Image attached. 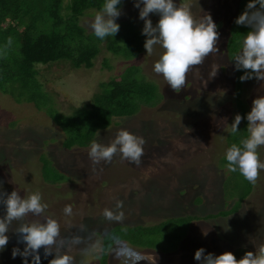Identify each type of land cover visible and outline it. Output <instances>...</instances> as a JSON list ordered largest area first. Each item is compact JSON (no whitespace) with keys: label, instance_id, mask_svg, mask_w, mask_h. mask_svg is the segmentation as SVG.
<instances>
[{"label":"rangeland","instance_id":"rangeland-1","mask_svg":"<svg viewBox=\"0 0 264 264\" xmlns=\"http://www.w3.org/2000/svg\"><path fill=\"white\" fill-rule=\"evenodd\" d=\"M174 2L189 5L197 20L210 14L220 33V52L188 74L187 87L180 93L153 71L163 52L159 46L152 55H147L143 47L129 61L102 48L90 69H72L68 63L41 67L40 82L49 93V102L41 108L20 98L18 92L0 91L3 190L9 194L17 190L21 196L41 192L49 205L46 215L60 221L62 237L83 238L79 245L65 242V249L75 256L77 264H104L100 254L102 237L113 226L121 225L147 228L142 234L121 233V238H127L125 242L141 253L136 264H200L194 259L200 248L205 249V255L232 252L239 260L244 254L239 255L236 249L244 246L255 253L264 244V172L252 186L238 172H229L225 160L226 150L248 135L243 128L231 132L230 125L238 113L234 98L240 97L250 112L253 99L264 95V81L255 79L243 82L240 94H234L237 83L234 65L228 59L232 49L229 54L227 39L230 27L242 13L237 12L240 0ZM120 9L122 15L116 23L125 24L127 29L131 25L142 33L144 22L133 0L125 1ZM94 16L81 20L88 32ZM150 18L155 26L159 17ZM132 65L141 69L147 82L158 86L161 101L154 107L142 106L133 116L115 119L108 129L97 132L93 141L109 145L119 130H127L146 141L142 162L137 167L117 155L111 164L93 165L88 156L90 146L68 150L65 142L70 134L61 130L51 115L57 112L58 118L65 121L74 108L89 105L99 92V84L121 77ZM214 71L216 75L212 76ZM259 153L264 160V147ZM54 167L69 180L56 184L43 181L45 170L46 179L55 175ZM117 200L124 202L122 224L109 223L102 216L105 208L115 210ZM66 204L73 207L71 217L63 214ZM235 209L233 214L211 218L215 213ZM3 215L4 206L0 204ZM33 219L37 218L29 216L25 221L12 222L10 242L0 253V264H23L20 257L12 258L11 250L23 249L17 244L16 229ZM107 253L106 264H122L114 259L112 251L108 249ZM41 257V264L53 258L44 259L43 250Z\"/></svg>","mask_w":264,"mask_h":264},{"label":"clouds","instance_id":"clouds-1","mask_svg":"<svg viewBox=\"0 0 264 264\" xmlns=\"http://www.w3.org/2000/svg\"><path fill=\"white\" fill-rule=\"evenodd\" d=\"M133 2L134 7L139 9V19L144 22L141 34L146 37L144 49L147 55H152L157 46L163 49L154 63V73L162 76L173 91L180 93L187 87L188 74L194 68L202 66L210 55L220 52L217 46L220 41L218 25L210 14L200 20L195 19L189 5L178 6L174 0ZM121 4L122 0H104L101 10L95 14L89 27L98 40L106 41L118 34L120 24L116 20L122 15L119 7ZM151 15L159 17L155 26ZM234 23L248 29L240 50L233 57L236 70H244V74L239 77L240 82L253 79L257 82L264 81V0H248ZM215 75L216 71L212 73V76ZM243 119L245 117L239 113L234 116L230 125L233 134L239 132ZM246 120L248 135L239 144L233 143L226 150V168L229 172H238L250 185L255 186L260 173L264 172V160H261L259 153V149L264 147V95L253 99ZM145 143L142 137L121 129L109 145L93 141L88 156L93 165H100L101 162L111 164L114 157L119 155L121 160L139 167ZM3 189V181H0V204L4 206V215L0 216V253L7 250L12 222L25 221L26 217L32 216L37 219L21 223L16 229L17 244L23 245V249L13 247L12 258L20 257L23 264H29V260L31 264H41L43 250L44 259L53 257L48 264H77L75 256L69 254V249H65V242L79 245L83 238L78 235L62 237L60 221L46 215L49 205L44 201L42 193L35 191L21 196L17 190L9 194ZM123 208L124 202L117 200L115 210L105 208L102 216L109 223L122 224L125 221ZM63 214L66 217L74 215L71 204L64 206ZM124 244L127 243L120 236L110 235L109 250L113 252L114 259L120 260L122 264H136L142 258L141 253L128 244L123 246ZM82 253H86V250H82ZM194 259L200 264H264V244L255 253L245 252L239 260L232 252H224L218 256L212 253L205 255L204 248L196 250Z\"/></svg>","mask_w":264,"mask_h":264},{"label":"trees","instance_id":"trees-1","mask_svg":"<svg viewBox=\"0 0 264 264\" xmlns=\"http://www.w3.org/2000/svg\"><path fill=\"white\" fill-rule=\"evenodd\" d=\"M125 1L122 0V4ZM103 3L104 0H0V91L5 94L18 92L20 98L41 108L44 102H49V93L40 82L41 67L68 63L72 69H90L102 48L126 61L137 57L145 41L143 35L133 30L131 25L129 29L125 28V24L121 25L118 34L104 42L81 25V20L100 11ZM246 4L245 0H240L237 12L241 13ZM247 31V28L235 24L230 27L227 39L229 54V49H232L228 59L234 65L237 83L235 95L241 92L239 87L243 82H240L239 77L244 74V70H236L233 57L240 50ZM103 63L109 65L107 60ZM140 71L138 66L132 65L121 77L102 82L99 84V92L94 94L89 105L74 108L65 121L58 118L57 112L51 115L61 130L71 136L65 142L69 145L68 150L74 146H90L94 135L108 129L112 122L115 123V119L133 116L142 106L154 107L161 101L158 86L147 82ZM234 103L238 113L245 117L239 129L247 130L246 114L249 112L246 104L240 97L234 98ZM45 171L42 179L47 183L69 180L55 167V175L51 179L45 178ZM235 210L221 211L211 218L224 217L237 212ZM145 229L138 225L113 226L109 229L102 237V262L106 264L108 261L110 235L121 237L122 232L142 234ZM236 251L239 255L245 253L242 249Z\"/></svg>","mask_w":264,"mask_h":264},{"label":"crops","instance_id":"crops-1","mask_svg":"<svg viewBox=\"0 0 264 264\" xmlns=\"http://www.w3.org/2000/svg\"><path fill=\"white\" fill-rule=\"evenodd\" d=\"M263 243H264V242H263ZM240 246H241V245H240ZM241 247H242L241 249L244 250V252H247V251H248V248H246V247H244V246H241ZM244 254H245V253H244ZM242 257H243V256H242ZM242 257H241V258H242ZM239 259H240V258H239Z\"/></svg>","mask_w":264,"mask_h":264}]
</instances>
